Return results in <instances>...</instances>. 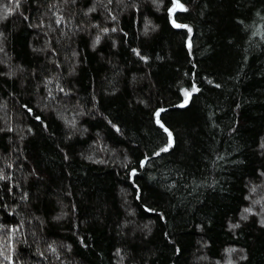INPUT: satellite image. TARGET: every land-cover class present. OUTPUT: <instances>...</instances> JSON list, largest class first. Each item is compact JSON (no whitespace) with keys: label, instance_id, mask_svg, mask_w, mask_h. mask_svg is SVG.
Wrapping results in <instances>:
<instances>
[{"label":"trees","instance_id":"16d2710c","mask_svg":"<svg viewBox=\"0 0 264 264\" xmlns=\"http://www.w3.org/2000/svg\"><path fill=\"white\" fill-rule=\"evenodd\" d=\"M92 2L21 0L20 10L0 24L5 32L0 61H7L0 62V73L8 71V64L24 68L16 76L0 75V128L15 130L0 132V169L12 176L11 181L0 183L10 184L16 193L9 196V204L19 203L24 190L31 199L30 206L17 209L19 214L0 215V224L24 221L14 237L17 260L24 264H120L121 259L124 264H226L230 258L236 264H264V227L259 217L250 214L239 229L229 227V221L239 220L251 204L246 200L248 181L260 184L257 177L264 168L260 147L264 142V41L249 32L262 30L264 21L256 13L264 9V0H181L188 10L177 9L173 15L179 23L190 25L191 33L171 24L166 11L169 0L160 7L153 6L152 0H137L139 11L113 0L115 21L108 20L100 8L83 20L118 29L101 33L95 49L93 33L99 30L75 29L82 21V10ZM5 4L14 6L13 0H0V15L7 11ZM57 13L66 22L55 24ZM137 48L150 59L136 56L133 49ZM74 51L79 55L73 56ZM57 59L60 63L54 64ZM74 63L76 69L70 72ZM193 81L201 91L193 93L192 102L182 108L180 89L190 88ZM60 87L72 91L62 93ZM48 92L53 95L47 96ZM25 104L33 108L32 113ZM156 108L166 109L161 118L178 141L171 154L158 157L151 153L162 146L166 134L155 124ZM38 115L44 117L47 129L35 119ZM110 119L120 125V132L108 124ZM69 121L81 130L71 139L67 138ZM29 125L34 132H28ZM65 146L68 160L60 151ZM145 154L150 162L136 175L143 189V199L137 200L136 187L123 165L137 167ZM33 164L43 181L28 176ZM259 196L264 191L253 198ZM144 203L157 211L145 210ZM253 206L260 211L259 205ZM160 210L166 221L159 218ZM36 217L45 223L41 225ZM149 221V235L136 230V225ZM164 232L181 253L174 252ZM49 243L59 246L60 259L48 251ZM67 244L72 245L71 252L64 247ZM229 248L234 249L231 254ZM117 249L124 250L122 256ZM133 255L135 261L130 259ZM244 255L246 260L241 259Z\"/></svg>","mask_w":264,"mask_h":264},{"label":"snow or ice","instance_id":"6c2138e0","mask_svg":"<svg viewBox=\"0 0 264 264\" xmlns=\"http://www.w3.org/2000/svg\"><path fill=\"white\" fill-rule=\"evenodd\" d=\"M118 3L123 4L124 8H135L137 11L140 10L139 8V4L137 3V0H117ZM14 6H9L8 4L3 5L7 11L3 14L0 15V24H3V22L5 20L8 19V16L14 12H18L21 8V0H13ZM65 3H70V4H76L77 0H65ZM113 4V0H93V2L91 3V6H86L83 10H82V21L81 23H77L75 25V29L79 32H89L90 29H98V32L93 33V41H92V45L91 47L93 49H95L97 47V45L100 43L101 41V33H109L111 32H116L118 29L113 27V28H109V27H101V22L98 20H89L88 23H83V20H87L89 17V14H93L96 13L97 9H103L105 12V15L107 16L108 20L111 21H115L117 19L116 14L112 11V8L110 7V5ZM164 4V0H152V5L156 6V7H160ZM177 9H181L183 11H187V5L182 3L181 0H169V6H167L166 11L169 14L170 17V22L173 26L177 27V28H184L187 29V31L189 33L192 32V27L188 24L185 23H179L177 21V19L174 17V13L176 12ZM262 13H264V9H262L260 12H257L256 15L259 16L261 18L262 21H264V15H262ZM57 18L55 20V24L59 25L62 24L64 22H66L64 20L63 14L62 13H57ZM39 19V18H38ZM238 22L240 24H244V21L238 18ZM43 23V21H42ZM35 27L40 28L41 24H36ZM51 27V26H50ZM247 27V26H246ZM146 28V32L145 34H147V25H145ZM261 31L258 33L256 31H251V29H249L250 35L251 36H260V39L262 41H264V24L261 25ZM119 31L123 32L124 29H119ZM249 32H245V35H248ZM125 35H127V33L125 32ZM5 39V32L3 30H0V44H2L3 40ZM115 46V45H113ZM187 47L189 50L192 49V41L191 39L187 40ZM41 51H43L44 49H39ZM4 48L2 46H0V52H3ZM133 51L135 52L136 56L140 57L143 61H148L150 59L149 56L147 55H142L141 50L139 48L137 49H133ZM51 52L55 53L56 49L55 48H51ZM73 56H78L79 53L78 52H73L72 53ZM248 56L245 55L243 57V60L247 61L248 60ZM71 59V58H69ZM3 63H7V61H0ZM81 61H77V63H80ZM54 64H59L60 61L57 59L55 61H53ZM76 69V64H72L70 65V72H74ZM24 71L23 66H17L15 68L12 67L11 64H8V71L4 72V73H0V75H5V76H16L19 73H22ZM261 75H264V73H261ZM237 79H239V76H237ZM210 83L214 84L216 88H220L221 85L216 83L214 80H210ZM60 92L67 94L68 92H71L72 89L71 88H63L60 87ZM180 91L183 93V98L180 100L179 106L184 108L187 107L191 102H192V97H193V93H199L201 91L199 85L196 82H192L189 87H185V88H181ZM53 94L52 92H48L47 96L51 97ZM144 103H147V101H144ZM26 111L28 113H32L33 112V108L29 107V105L25 104L23 106ZM44 107H48V105H44ZM236 107L239 108L240 104L237 103ZM166 109L164 108H156L153 113L152 116L154 118L155 124L159 126L160 129L163 130V133L166 134V139L163 142L162 146H158L156 150L152 151L151 155L152 156H160L161 153H169L171 154L177 147H178V141H177V135L174 132V130L169 127L165 121L161 118V113L165 112ZM35 119L37 121H41L43 124V127L45 129H47L49 126L46 122H44V117L42 115H38L35 116ZM69 131L67 133V138L71 139L72 136L76 135L78 132H81L80 128L78 127V125L74 122V121H69ZM108 124H110L117 132L121 131V127L119 124L113 123V121L110 119L108 120ZM213 124H215V122L213 121ZM4 131H15L14 129H12L11 127H6V128H0V132H4ZM35 130L29 125L28 126V132H34ZM231 131H235V129H231ZM82 134V133H81ZM25 135H27V132L25 133ZM54 135V134H53ZM20 140H23V136L18 137ZM11 139V138H10ZM57 147H59V145H57ZM260 147L262 149H264V142H261ZM19 151V149H18ZM63 159L64 160H68L69 159V152L67 150V146H65L64 148L60 149ZM264 154V153H262ZM81 155H83V153H81ZM89 160L92 159V156L88 157ZM217 159H223L222 156H218ZM24 160L27 161L28 157L25 156ZM150 162V156L149 155H142V158H140L138 160V166L137 167H129L128 164H124L123 167L128 169V177L129 179L132 180V183L135 185L136 187V191H137V195H136V199L137 200H142V191L143 189L141 188V186L139 184L136 183V175L139 172L140 169L145 168L146 165ZM21 167H23V165H21ZM177 175H182V173L177 172ZM28 176H32L35 177L36 179L43 181L44 180V176L41 174V171L38 170V168L33 164L30 166V170L28 172ZM257 179L260 180V184H254L251 180L248 181V195L246 197L247 201H251V204L247 207H245L243 209V213L240 216V219L237 220L236 222H232L231 220L229 221V227L232 229H239L241 227V223L243 221H246L249 219V215H255L259 217V224L264 227V196H259V198L254 199V196H258L259 193L261 191H264V168H262L259 172V176L257 177ZM12 180V176L10 173L5 172L4 169H0V181H4V182H9ZM171 183L173 185H175V181H171ZM204 183H208L207 181H205ZM212 185H215L217 182L215 180H213ZM17 185H19V182H16ZM9 196L11 197H15L16 193L13 191V187L8 184V183H0V215L3 214H7V213H15V214H19L17 212V209H19L22 205L24 207H28L30 206V194L27 190H24L21 192L20 196H19V203L15 204V206L9 204L7 201L9 199ZM28 202V204H24V202ZM253 205H259L260 206V211L257 212L256 208ZM143 208L149 212H156L157 209L155 208H151L149 207V205L147 203L143 204ZM131 212L133 215H135V210L131 209ZM159 218L161 220L166 221L167 217L165 215V212L163 210H160L158 212ZM60 217H53V219H59ZM36 219L39 221V223L41 225H43L45 223L44 220H41L39 217H36ZM130 221H125V223H129ZM24 221L21 220L19 222V224H15V225H6V224H0V229L6 230L5 232H0V256L3 257L2 260H0V264H4V261H7V264H24L23 260H17V248H16V241L14 239L15 237V233L19 230L20 224H23ZM131 223H135L134 221H131ZM151 221H149L148 223L144 224V225H136V230H139L141 233H143V235L147 236L151 233L152 229H151ZM208 223H211V221H208ZM201 228L204 227V225H200ZM163 235L165 237L168 238L169 241L172 242L173 246H174V252L179 254L182 252L181 247L176 244L173 240L171 235L168 232H164ZM6 242V243H5ZM80 243L83 244L85 247H87V245L84 243V237H80ZM66 248V250L68 252L72 251V245L71 244H67L64 246ZM47 248L48 251L52 252L54 254L55 259H60L62 253L59 251V246H56L54 243H49L47 244ZM226 251H228L230 254L234 251V249L229 248ZM37 252L39 253V255L41 257H45V259H49L48 257H46L45 252L44 251H40L39 249H37ZM124 250L123 249H117V254L118 255H123ZM248 257L247 255H244L241 257L242 260H246ZM130 259L135 261V257L130 256ZM143 259V258H141ZM120 264H124L123 259H121ZM172 264H176V261H173ZM217 264H220V261H217ZM226 264H236L235 261H233L232 259H227Z\"/></svg>","mask_w":264,"mask_h":264}]
</instances>
